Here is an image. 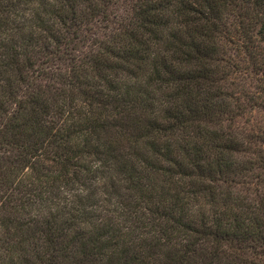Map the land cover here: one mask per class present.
Wrapping results in <instances>:
<instances>
[{
  "label": "trees",
  "instance_id": "1",
  "mask_svg": "<svg viewBox=\"0 0 264 264\" xmlns=\"http://www.w3.org/2000/svg\"><path fill=\"white\" fill-rule=\"evenodd\" d=\"M0 264H264V0H0Z\"/></svg>",
  "mask_w": 264,
  "mask_h": 264
}]
</instances>
